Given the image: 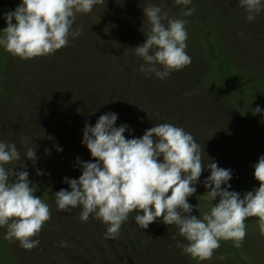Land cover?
Wrapping results in <instances>:
<instances>
[{
	"label": "rangeland",
	"instance_id": "1",
	"mask_svg": "<svg viewBox=\"0 0 264 264\" xmlns=\"http://www.w3.org/2000/svg\"><path fill=\"white\" fill-rule=\"evenodd\" d=\"M19 2L0 0V30L6 26L4 14ZM148 2L105 0L88 14H77L72 27H79L80 34L52 55L21 60L0 48V140L15 143L22 158L11 166L17 167L14 171L24 166L36 187L34 195L51 213L39 245L30 251L4 239L6 229L0 228V264H231L229 249L233 264H264V234L257 217L245 220L239 248L221 240L211 260L199 261L176 247L185 241L159 218L143 230L130 214L112 240L104 236L107 226L91 215L81 222L79 207L67 213L56 208L53 195L67 189L63 179L80 175L77 158L90 159L81 144L85 122L94 125L108 112L117 115L116 126H128L126 138H139L159 123L183 127L206 157L232 170L230 191L243 194L259 186L251 166L264 155V122L251 109H264V12L246 22L237 0H193L195 11L183 17L173 0H150L169 17L187 21L185 51L191 63L160 80L138 71L143 61L132 50L144 42L149 26L142 10ZM207 34L239 79L231 86L210 79L215 63L207 55ZM22 137L36 145L35 165L23 158ZM37 170L43 174L37 176ZM208 175L203 171L199 180ZM205 191L198 182L188 198L192 215L208 210L200 196ZM61 241L68 246L59 247Z\"/></svg>",
	"mask_w": 264,
	"mask_h": 264
},
{
	"label": "clouds",
	"instance_id": "2",
	"mask_svg": "<svg viewBox=\"0 0 264 264\" xmlns=\"http://www.w3.org/2000/svg\"><path fill=\"white\" fill-rule=\"evenodd\" d=\"M173 2L181 6L183 17L195 11L194 6L190 7L193 0ZM237 3L246 22H255L264 12V0ZM101 4L105 5V0H20L13 11L2 17L6 26L0 30V48L21 60L52 55L80 34L79 27H72L77 14H88ZM142 13L149 27L143 34L144 42L132 48L143 61L138 71L164 80L191 63L185 51L187 21L169 17L150 0ZM251 113L259 114L264 122V109L259 105ZM116 121L117 115L108 112L101 114L94 125L85 122L81 144L90 159L77 158L79 177H65L62 182L67 189L53 195L59 212L79 207V220L86 223L91 215L107 226L104 236L112 240L130 214L143 230L159 218L160 223L174 226L185 241L176 247L199 261L211 260L221 240H231L239 248L249 217L258 218L259 230L264 234V155L251 166L258 188L241 194L229 190L232 170L218 167L213 158L206 157L183 127L159 123L139 138H126L128 126H116ZM20 142L25 147L23 158L35 165L33 139L22 137ZM56 151L62 149L56 147ZM202 157L207 158V163ZM21 158L15 143L0 140V228L6 229L4 239L30 251L39 245V233L51 213L49 205L34 195L36 187L24 166L20 171L11 166ZM203 171L209 175L200 181ZM42 174L36 171L37 176ZM198 182L206 189L200 196L209 205L199 216L192 215L193 205L188 202ZM58 246L68 244L61 241Z\"/></svg>",
	"mask_w": 264,
	"mask_h": 264
},
{
	"label": "trees",
	"instance_id": "3",
	"mask_svg": "<svg viewBox=\"0 0 264 264\" xmlns=\"http://www.w3.org/2000/svg\"><path fill=\"white\" fill-rule=\"evenodd\" d=\"M17 5H15L16 7ZM15 7H11L12 11ZM206 42V50L209 59L213 60L215 63L214 69L210 72V74H214L210 76L211 81L214 80L215 82H225L227 85L231 86L235 82H238L239 79L234 77L227 69L226 63L221 56L218 54L219 50L217 44L210 38V35L205 36ZM228 259L230 260L231 264L234 263V253L229 249L228 250Z\"/></svg>",
	"mask_w": 264,
	"mask_h": 264
}]
</instances>
